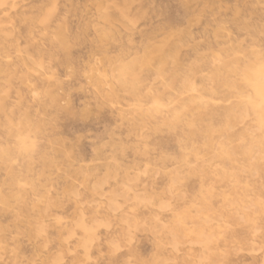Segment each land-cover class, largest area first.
Returning <instances> with one entry per match:
<instances>
[{
  "label": "clouds",
  "instance_id": "9594fccd",
  "mask_svg": "<svg viewBox=\"0 0 264 264\" xmlns=\"http://www.w3.org/2000/svg\"><path fill=\"white\" fill-rule=\"evenodd\" d=\"M0 264H264V0H0Z\"/></svg>",
  "mask_w": 264,
  "mask_h": 264
}]
</instances>
